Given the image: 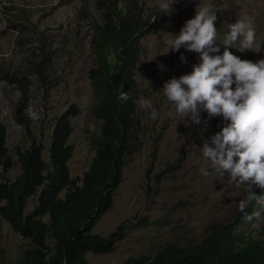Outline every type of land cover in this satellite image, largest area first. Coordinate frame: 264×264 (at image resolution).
I'll return each mask as SVG.
<instances>
[{
  "label": "rangeland",
  "instance_id": "374dc122",
  "mask_svg": "<svg viewBox=\"0 0 264 264\" xmlns=\"http://www.w3.org/2000/svg\"><path fill=\"white\" fill-rule=\"evenodd\" d=\"M205 2L217 9V44L222 43L228 24L251 17L257 41L264 50V0H177L170 15L158 13L157 0H0V123L7 128L6 143L13 161L8 172L0 165V181L4 177L14 181L19 176L17 150H26L31 144L27 131L15 119L17 106L26 97L25 118L31 123V136L45 148L48 169L55 123L76 106L79 114L71 119L73 154L68 167L71 177L81 184L96 155L93 140L101 126L92 111L94 25L103 22L104 10L114 3L118 9L135 6L151 19L153 30L142 39V58L135 73L137 147L126 157L113 207L94 229L108 236L125 224L127 235L114 251L89 254V264H132L134 259L151 257L170 244L199 243L213 225L233 224L250 208L261 214L239 225L238 232L264 238V199L256 198L257 204L252 199L241 210L239 201L246 196V185L230 181L227 173L218 174L198 150L220 131L222 118L207 119L204 129V112L201 125L192 124L187 117L183 121L182 116L167 115L173 105L163 95V83L189 73L199 56L184 48L166 54V41L171 39L166 33L178 34L184 22L194 16L198 3ZM237 47L238 42L229 50L241 59L264 58V51L240 52ZM223 48L221 44L220 53ZM181 54L186 63H181ZM140 77L150 81V86ZM140 98L152 100L159 113L156 120L149 117L150 110L140 108ZM202 168L208 175L201 172ZM262 189L252 186L257 197ZM28 204L31 210L36 197ZM28 247L29 241L2 220L0 264H21Z\"/></svg>",
  "mask_w": 264,
  "mask_h": 264
},
{
  "label": "trees",
  "instance_id": "16d2710c",
  "mask_svg": "<svg viewBox=\"0 0 264 264\" xmlns=\"http://www.w3.org/2000/svg\"><path fill=\"white\" fill-rule=\"evenodd\" d=\"M91 44L95 69L90 75L94 93L93 114L100 132L93 140L96 155L81 184L73 179L68 163L73 154L70 138V107L56 121L49 147L50 169L44 159V146L31 136V123L25 118L26 97L15 113L17 122L31 138L30 147L17 150L21 172L14 181H0V232L2 220L29 241L21 264H89V254L115 250L127 235L125 224L108 236L95 233L99 220L113 207L123 180L126 157L136 149L138 85L135 73L142 58V39L153 30L151 19L141 9L110 4L103 22L94 25ZM129 99H117L119 87ZM7 128L0 123V165L4 172L13 166L6 143ZM36 205L29 209V200ZM264 197V188L260 192ZM257 199L254 204H257ZM233 224L217 223L199 243L170 244L151 257L136 258L132 264H264V238H251L238 232L246 215ZM145 225V224H144Z\"/></svg>",
  "mask_w": 264,
  "mask_h": 264
},
{
  "label": "clouds",
  "instance_id": "9594fccd",
  "mask_svg": "<svg viewBox=\"0 0 264 264\" xmlns=\"http://www.w3.org/2000/svg\"><path fill=\"white\" fill-rule=\"evenodd\" d=\"M176 2L157 0L158 13L170 15ZM216 12L215 5L210 2L198 3L194 16L184 22L178 34L166 33L171 36L166 41V54L184 48L197 53L199 62L192 65L189 73L165 81L161 90L173 105L167 112L170 118L182 116L184 121L187 117L192 124L201 125V113L204 112V129L207 119L222 118L224 124L220 131L204 141L198 150L204 162L218 174L224 176L227 173L230 181L246 185V196L239 201L243 210L250 200L257 198L252 186L264 188V58L256 61L241 59L229 49L238 42L236 49L240 52L264 50L257 41L251 17H241L228 24L222 43L217 44ZM155 19L153 16L152 20ZM221 44L224 46L222 53ZM180 61L187 62L183 54ZM142 80L150 86V81ZM122 87L123 84L117 99L123 103L129 99V94L121 91ZM138 103L141 109L150 110L152 120L158 118L159 113L151 99L140 98ZM201 172L208 175L205 168ZM260 214L259 210L254 211L246 215V219Z\"/></svg>",
  "mask_w": 264,
  "mask_h": 264
}]
</instances>
